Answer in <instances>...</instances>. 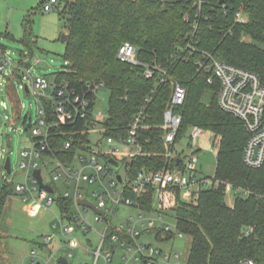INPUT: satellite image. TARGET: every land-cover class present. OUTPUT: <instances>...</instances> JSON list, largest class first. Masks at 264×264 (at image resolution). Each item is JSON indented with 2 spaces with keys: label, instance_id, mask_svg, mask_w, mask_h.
Returning a JSON list of instances; mask_svg holds the SVG:
<instances>
[{
  "label": "trees",
  "instance_id": "16d2710c",
  "mask_svg": "<svg viewBox=\"0 0 264 264\" xmlns=\"http://www.w3.org/2000/svg\"><path fill=\"white\" fill-rule=\"evenodd\" d=\"M226 1L229 8L223 14L219 0H213L215 9L210 11L206 7L208 18L195 30L185 19L189 9L177 0H57V4L65 5L62 17L67 16L68 20V42L67 65L61 73L53 75L56 84L67 85L94 105L97 97L92 89L103 85L110 94V111L103 122L110 136L125 134L142 114L137 140L143 155L128 163L132 180L142 171L158 172L177 164L166 156L168 149L161 130L174 81L187 91L184 105L177 109L183 118L177 142L188 139L194 126L210 131L219 141L215 179L224 184L202 191L191 203L181 199L179 189L164 192L159 201V208L172 212L178 230L192 240L187 264H239L244 259L264 264V165L251 169L244 164L249 134L242 121L221 109L219 84H210L209 75L196 64L202 59L201 53H207L254 72L264 81V0ZM239 10L247 16L244 24L235 23ZM23 27L24 42L32 58L35 42L29 19ZM125 43L137 48L139 62L161 67L168 81L160 82L163 74L158 70L148 79L142 65L121 62L118 55ZM23 65L30 68V64ZM16 74L19 78L22 73ZM9 95L15 120L26 124L12 86ZM43 102L50 112L51 102L45 99ZM54 119L49 113L48 122ZM92 121L93 118L86 124L50 130L49 144L57 159L70 162L80 145L89 142L90 135L73 136L72 132L86 129ZM67 142L73 143L70 151L65 150ZM226 184L241 190L232 207L226 203ZM0 189L1 223L7 200L17 194L14 183L5 182ZM127 196L138 200L132 193ZM154 196L149 187L140 202L141 208L151 211ZM57 205L61 213L72 214L71 201L58 199ZM250 229L252 232L247 235ZM1 246L0 236V250Z\"/></svg>",
  "mask_w": 264,
  "mask_h": 264
},
{
  "label": "built area",
  "instance_id": "2783aa9c",
  "mask_svg": "<svg viewBox=\"0 0 264 264\" xmlns=\"http://www.w3.org/2000/svg\"><path fill=\"white\" fill-rule=\"evenodd\" d=\"M187 7L185 19L193 25L197 30L203 19H207L205 14L206 7L210 11L214 10L213 0H177ZM219 9L226 14L229 8V3H220ZM57 4V0H50L44 8V11H51L53 5ZM247 22V16L243 10H239L235 14V23L244 24ZM23 53L22 57H26ZM202 59H199L196 64L209 75L208 82L210 84L218 83V102L223 111L238 118L244 124L249 139L244 151V164L251 169H260L264 165V81L256 73L241 67L229 64L215 59L207 53H201ZM11 51L0 45V75L12 67L17 72L22 73L26 77V72L31 73L36 71L39 59L30 57L34 66L30 63V68H25L22 63L13 61ZM118 58L123 63L133 65H142L145 68V76L148 79L154 77L155 70L163 74L161 83L168 81L167 73L159 66L151 67L143 64L137 59V48L130 43H125L119 51ZM2 77V76H0ZM53 77V76H52ZM1 80V78H0ZM27 94H35L40 99L39 116L40 118L35 124L30 122L32 132V146L29 150L22 152L23 158L20 168L25 172V183L15 185V192L24 201L34 200L35 206L31 209V214H36L42 206L47 208L57 204L58 199L69 200L72 202V214L60 213L58 221L53 227L58 232L54 235L45 237L44 246H49L54 239L59 240L62 247H68L71 252L81 248L78 239L74 237L75 229L78 227L83 235H87L93 229L91 223H88L85 214L92 209L79 204L80 200H87L92 203L104 216L98 215L96 212V220L98 223L105 224L106 229L99 234V243L96 248L88 249L87 251L92 257L91 264H111L116 252L120 249L126 251L129 256V262H141L142 264H171L172 262L179 263L180 254L166 253L162 249L154 248L150 245L140 244V239L145 235L136 229V225L128 221L119 227H113L112 221L119 208L124 207H140V202L144 194L151 187L154 190L155 200L159 201L161 195L166 191H181V199L186 203H191L197 200L200 193L210 188H218L223 185L213 178L199 177V158L194 150V141L202 134L203 129L194 126L191 128V133L188 136L190 154L187 157L176 154L175 150L180 145L177 142L178 134L183 124V118L177 113V109L184 105L187 97L186 89L179 83L174 81L173 95L170 107L165 113L164 124L161 130L164 131L162 137L168 151L166 156L172 161H176L174 168L165 169L158 172L142 171L132 180L128 173V163L135 157L143 155V148L137 140L138 131L142 127L141 116H138L127 132L124 134L117 133L108 135L107 128L103 125L107 119H99L95 114V105L92 100L86 96H81L74 91L69 90L67 85H57L49 83L48 78H37L30 85L22 87ZM103 89V85L96 86L92 89L97 97L99 91ZM37 92H42L43 96H39ZM51 102L50 112L47 110L43 100ZM53 103V107H52ZM1 107L8 109L6 102L1 103ZM54 108V109H53ZM24 109V106L21 107ZM49 113L55 117L53 122H48ZM93 118L94 121L87 125L86 129L72 132L73 136H84L94 133L96 130H101L99 140L94 142L89 138V142L80 145L75 157L70 162H62L55 157V152L51 150L49 144L50 130L56 126H71L77 124H86ZM28 117H26V123ZM14 125V121L12 120ZM103 146L108 147V152L103 151ZM117 146L128 147V154L123 159L115 156L118 153ZM73 147L72 142L65 144V150L70 151ZM47 153L48 156L46 155ZM111 159L121 163V168L118 170L111 163ZM5 164V163H4ZM39 166H43L49 172L53 171L50 181L44 178V171ZM35 170H41V175L44 182L52 187L53 194L40 188L38 180L34 177ZM124 171V174H121ZM6 173V172H5ZM122 177V181L118 177ZM8 175L0 179V184L8 182ZM63 182L65 185V193L59 194L56 184ZM226 193L235 195L241 193V190L233 188L230 184H226ZM89 189V190H88ZM128 193L136 195L137 199L127 196ZM56 196V199L53 197ZM247 196V193H244ZM93 199V200H92ZM74 207L77 213L73 214ZM142 209V208H141ZM155 210L158 215L157 220L150 221L153 225L157 221L163 223V227L155 231L157 239L162 242H168L176 236L182 237L178 228L177 233H173L172 225L164 222V211ZM112 214V219H108V215ZM142 218V216H140ZM142 226H147V222L142 220ZM68 222V223H67ZM76 226V227H75ZM146 233L152 234L150 230H145ZM252 232V229L247 231V235ZM91 245V242H89ZM32 256L36 259L37 253L33 252ZM73 256V253L70 254ZM125 258V257H124ZM36 264V261H35ZM239 264H255L253 260L244 259Z\"/></svg>",
  "mask_w": 264,
  "mask_h": 264
},
{
  "label": "rangeland",
  "instance_id": "374dc122",
  "mask_svg": "<svg viewBox=\"0 0 264 264\" xmlns=\"http://www.w3.org/2000/svg\"><path fill=\"white\" fill-rule=\"evenodd\" d=\"M49 1L47 0V3ZM44 3L45 0H0V45L11 51L14 62L22 63V65L30 63L35 68L34 62L30 58L31 51L24 42L23 24L26 19H29L31 34L35 42L32 48L33 57L40 60L36 71L26 72V77L21 74L17 78L16 70L12 67H9L3 75H0L2 76L0 77V179L6 177L4 163L7 157H11L13 174L8 177L7 181L14 183V185L25 183L26 175L20 168L23 160L21 154L32 146L30 122L35 124L40 118L39 107L41 101L39 97L35 94H27L22 87L30 85L41 77L48 78L49 83H56V78L52 76L61 73L67 65L65 60L66 44L62 42V36L68 33L67 16L62 17L65 5H53L51 11L46 12L44 11ZM246 40L250 41L248 38ZM23 53L27 54L26 57H22ZM10 86L16 89L20 106H24L22 113L23 117H28L26 124L15 120L14 107L9 95ZM37 93L39 96H43L42 92ZM2 102L7 103V110L1 107ZM95 103L96 117L101 120L107 118L110 111V94L107 89L103 88L99 91ZM100 133L101 130L92 133L91 140L97 142ZM190 133L191 131L188 135ZM218 143L216 136L206 130L194 141V150L199 158L200 178H213L215 176ZM115 148L118 149V153L115 154L117 158L123 159L127 156L128 147L117 146ZM102 149L105 153L108 152V147L103 146ZM190 151L189 141L185 139L176 148L175 153L182 155L184 158L190 154ZM39 168L43 169L45 180L50 181L53 171L50 170L49 172L43 166H39ZM121 174H124V171H121ZM56 187L59 194H63L67 190L62 181L57 182ZM53 198L56 199V196ZM235 199L234 193H227L226 203L228 206L232 207ZM34 206L35 202H23L18 195H13L7 200L2 222L0 223V236L2 237L0 257L5 260V263L34 264L32 253L36 252V264H58L59 258L67 259L68 264H91L93 259L87 250L97 247L99 234L105 231L106 222L105 224L98 223L95 213L88 211L84 216L87 222L91 223L93 229L85 236L75 226L74 237L78 239V243L83 248L74 250L73 256H70L71 250L68 247H62L63 245L57 239H54L49 246L41 247L44 245L43 239L45 237L58 232L53 225L60 217L59 206L57 204L50 208L42 206L36 214L31 215L29 208L32 209ZM155 210L160 211L157 200L154 201L151 211H146L140 207L122 206L115 214L112 225L113 227H119L128 223V221L132 222L136 225L138 231L145 234L140 239V244L162 249L166 253H178L180 254V262H172L171 264H187L192 245L191 238L183 235L182 237L176 236L168 242L158 240L155 231L161 229L163 223L157 221L150 225V221L158 218ZM76 213L74 207L73 214ZM164 214V222L172 225L173 233H177L178 223L173 213L167 211ZM108 219H112V214L108 215ZM143 219L147 222L145 227L142 226ZM146 229L150 230L152 234L148 235ZM89 242H91V245ZM129 256L126 251L119 249L111 264H142L141 262H129Z\"/></svg>",
  "mask_w": 264,
  "mask_h": 264
},
{
  "label": "water",
  "instance_id": "95a60500",
  "mask_svg": "<svg viewBox=\"0 0 264 264\" xmlns=\"http://www.w3.org/2000/svg\"><path fill=\"white\" fill-rule=\"evenodd\" d=\"M226 0H221L220 3L223 4ZM62 42L64 44H66L68 42V35H63L62 36ZM24 76V75H23ZM26 93L29 92V89L28 87H26ZM111 163L116 167V169H120L121 168V163L117 162L116 160L114 159H111ZM4 171L6 172V174L8 176H12L13 174V168H12V160H11V157H7L6 160H5V164H4ZM34 177L38 180V183H39V186L41 189L53 194V189L52 187L48 186L43 178H42V175H41V170H35L34 173H33ZM118 180L121 182L122 181V177L119 176L118 177ZM79 204L82 205V206H85V207H88L90 209H92L94 212H96L98 215H101V216H104V214L98 210L92 203L88 202L87 200H80L79 201ZM58 264H68V261L67 259L65 258H59L58 260Z\"/></svg>",
  "mask_w": 264,
  "mask_h": 264
},
{
  "label": "crops",
  "instance_id": "0c3cea01",
  "mask_svg": "<svg viewBox=\"0 0 264 264\" xmlns=\"http://www.w3.org/2000/svg\"><path fill=\"white\" fill-rule=\"evenodd\" d=\"M19 196V195H18ZM20 197V196H19ZM21 198V197H20ZM21 200L23 201V202H26V201H24L22 198H21ZM30 202H34V200H29ZM29 201H27V203L29 202ZM29 213L31 214V209L29 208ZM31 215H33V214H31ZM1 225V224H0ZM90 233V232H89ZM98 234V233H97ZM100 236V235H99ZM82 246V245H81ZM2 247V246H1ZM42 248H44V245H42L41 246ZM81 248H83V246L81 247ZM1 251V250H0ZM71 253H73V252H70V254ZM34 258V257H33ZM0 259H2L3 261H4V263H5V260L3 259V258H1L0 257ZM35 261H36V259L34 258V264H35ZM0 263H1V260H0ZM2 264V263H1ZM6 264V263H5ZM39 264V263H38Z\"/></svg>",
  "mask_w": 264,
  "mask_h": 264
}]
</instances>
